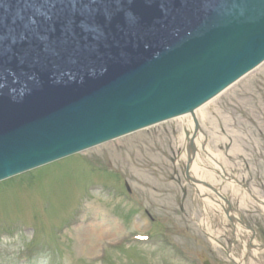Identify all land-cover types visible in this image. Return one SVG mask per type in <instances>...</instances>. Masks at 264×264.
Instances as JSON below:
<instances>
[{"label": "water", "instance_id": "95a60500", "mask_svg": "<svg viewBox=\"0 0 264 264\" xmlns=\"http://www.w3.org/2000/svg\"><path fill=\"white\" fill-rule=\"evenodd\" d=\"M263 63L264 0H0V182L192 116Z\"/></svg>", "mask_w": 264, "mask_h": 264}, {"label": "rangeland", "instance_id": "374dc122", "mask_svg": "<svg viewBox=\"0 0 264 264\" xmlns=\"http://www.w3.org/2000/svg\"><path fill=\"white\" fill-rule=\"evenodd\" d=\"M196 116L218 162L264 201V64ZM181 120L0 183V264H232L225 249L241 258L245 246L244 264H264L250 235L238 228L235 241L223 211L186 180ZM200 160L198 178L212 184ZM212 186L264 247L263 210L237 184Z\"/></svg>", "mask_w": 264, "mask_h": 264}, {"label": "bare ground", "instance_id": "6f19581e", "mask_svg": "<svg viewBox=\"0 0 264 264\" xmlns=\"http://www.w3.org/2000/svg\"><path fill=\"white\" fill-rule=\"evenodd\" d=\"M200 111L197 110L194 115L192 116H186L181 118V122L179 123V146L182 147V149L187 150L188 147L191 145L195 148L196 157L198 158L197 161L195 159L194 163L190 165L188 171L189 175L192 178L194 189L200 196L201 200L203 202L211 201L212 203L216 204V206L223 211L225 214L226 219L231 222V228L236 232L237 231V220L233 216V214L229 211H227V207L222 204L217 199L211 198L208 195H206L205 190H209L213 192L215 195L216 193L211 188L212 184L214 183H220L221 181H227L230 184H237L240 185V182L235 177H231L224 168L223 165H221L218 161V156L214 155L212 151L207 147V139L205 134L202 132L201 126L198 122V118L196 116V113ZM205 114H201V119L205 118ZM201 153L205 154L206 157L211 161V170L210 173L207 174V176L210 177L209 181L212 183L210 185L204 184L206 181L202 178H198L201 175V172L205 169V165L200 160ZM207 183V182H206ZM217 191V190H216ZM254 195V194H252ZM207 199V200H206ZM251 205H258L264 212V202L261 201V203H256V201L250 202Z\"/></svg>", "mask_w": 264, "mask_h": 264}]
</instances>
